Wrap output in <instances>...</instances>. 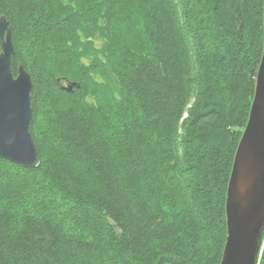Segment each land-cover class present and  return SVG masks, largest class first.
I'll return each mask as SVG.
<instances>
[{
  "label": "trees",
  "instance_id": "1",
  "mask_svg": "<svg viewBox=\"0 0 264 264\" xmlns=\"http://www.w3.org/2000/svg\"><path fill=\"white\" fill-rule=\"evenodd\" d=\"M263 4L0 0L40 157L0 158V264H219Z\"/></svg>",
  "mask_w": 264,
  "mask_h": 264
},
{
  "label": "water",
  "instance_id": "2",
  "mask_svg": "<svg viewBox=\"0 0 264 264\" xmlns=\"http://www.w3.org/2000/svg\"><path fill=\"white\" fill-rule=\"evenodd\" d=\"M263 44L246 125L238 141L225 195L226 236L219 264H257L264 231V4ZM0 158L22 167L40 164L29 131L32 81L19 64L14 75V49L7 18L0 15ZM73 91L79 83L66 81Z\"/></svg>",
  "mask_w": 264,
  "mask_h": 264
},
{
  "label": "bare ground",
  "instance_id": "3",
  "mask_svg": "<svg viewBox=\"0 0 264 264\" xmlns=\"http://www.w3.org/2000/svg\"><path fill=\"white\" fill-rule=\"evenodd\" d=\"M263 247H264V243L263 244H260L259 252H258V255H257V264L259 263V259H260V256H261Z\"/></svg>",
  "mask_w": 264,
  "mask_h": 264
},
{
  "label": "built area",
  "instance_id": "4",
  "mask_svg": "<svg viewBox=\"0 0 264 264\" xmlns=\"http://www.w3.org/2000/svg\"><path fill=\"white\" fill-rule=\"evenodd\" d=\"M264 243V236H263V239H262V242H261V244H263Z\"/></svg>",
  "mask_w": 264,
  "mask_h": 264
}]
</instances>
